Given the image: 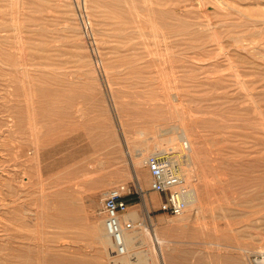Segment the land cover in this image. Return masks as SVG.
<instances>
[{
	"label": "rangeland",
	"instance_id": "rangeland-1",
	"mask_svg": "<svg viewBox=\"0 0 264 264\" xmlns=\"http://www.w3.org/2000/svg\"><path fill=\"white\" fill-rule=\"evenodd\" d=\"M182 129L198 206L172 216L141 161ZM121 185L141 264L264 253V0H0V264H113Z\"/></svg>",
	"mask_w": 264,
	"mask_h": 264
},
{
	"label": "built area",
	"instance_id": "built-area-1",
	"mask_svg": "<svg viewBox=\"0 0 264 264\" xmlns=\"http://www.w3.org/2000/svg\"><path fill=\"white\" fill-rule=\"evenodd\" d=\"M144 167L150 175L149 190L163 197L159 211L172 216L183 214L191 189L173 153L156 150L146 156ZM128 193L129 189L125 185L117 186L105 194L101 205L105 232L118 255L126 252L124 234L136 227L133 221L123 218L128 209ZM251 264H264V253L256 255Z\"/></svg>",
	"mask_w": 264,
	"mask_h": 264
},
{
	"label": "bare ground",
	"instance_id": "bare-ground-1",
	"mask_svg": "<svg viewBox=\"0 0 264 264\" xmlns=\"http://www.w3.org/2000/svg\"><path fill=\"white\" fill-rule=\"evenodd\" d=\"M177 133H178V131H177ZM139 135H141V137L145 138V133L139 132ZM188 139H189V136L187 135L186 131L182 129L180 131V133H178V135H176L175 137L174 136L173 137H170L168 139V141H167L168 142V145L171 146V148H169V150L170 149L172 150L171 152L176 157V159L179 161V166H180L181 172L184 171L181 168V164H182V161L183 160L188 163L187 166H189L193 162V159L191 161V158H193V157H191V156H193V155H191V153L193 152L192 149L190 148L191 145L188 146L189 148L187 146L185 148L184 143H183L184 141H187L188 142ZM175 141L178 142V145H176V142ZM162 146L163 145H161V146H155L154 151H156V150L165 151V148L162 147ZM144 151L145 150H137L135 152V155L130 156V165L134 169L132 176H133L135 182L138 183V190L139 191H141V187L139 186V180L140 179H139V176H138V174L136 172L135 165H138L140 163V161L134 162L133 161V158H138V160H139L140 158L143 157ZM152 152H150V153H152ZM144 159H142V161H141V163L143 165H144ZM190 173H191V169H189L188 170V173H187L189 175V177H190ZM144 203H145L144 205L147 206L146 201ZM196 206H198V195H197V192L195 191V189H191L190 192H189L188 204H187V208H186L185 211H187L190 208L196 207ZM146 211H147V208L145 210V213H146ZM183 214H181V215H183ZM181 215H179V216H181ZM125 218L127 220L136 221V219L138 218V214H137L136 211L129 210L128 213L125 215ZM151 227H152V225H151ZM146 230L148 231V228ZM151 233H152V237H153L152 238V241L155 244H157V249H158L159 254H160V256L162 258V261H163V247H162L163 240L158 237V234H157V232H156V230L154 228L151 229ZM138 234H139V231L136 230V229H133L130 232H126L124 234V242H125L126 252L123 255L116 254L115 257L113 256V259H114L112 261L113 264H141V262H140L141 261L140 252H136V253L131 254V249H135L138 246L137 245L139 243V241H138V236L139 235ZM100 243H101L102 248H104V249L108 245H110L111 248L113 249L111 240H110V238H109V236L107 234H106L105 237L103 236V238L101 239ZM112 249L111 250H108V254L113 253ZM110 257H112V256H110ZM37 261H38V259H37Z\"/></svg>",
	"mask_w": 264,
	"mask_h": 264
}]
</instances>
